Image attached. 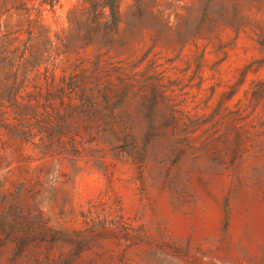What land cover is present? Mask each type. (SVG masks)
I'll return each instance as SVG.
<instances>
[{"label": "rangeland", "instance_id": "374dc122", "mask_svg": "<svg viewBox=\"0 0 264 264\" xmlns=\"http://www.w3.org/2000/svg\"><path fill=\"white\" fill-rule=\"evenodd\" d=\"M75 9L45 6L54 41ZM117 14L103 84H129L134 141L82 131L51 156L0 133V264H264V0ZM80 45L70 63L89 68Z\"/></svg>", "mask_w": 264, "mask_h": 264}, {"label": "trees", "instance_id": "16d2710c", "mask_svg": "<svg viewBox=\"0 0 264 264\" xmlns=\"http://www.w3.org/2000/svg\"><path fill=\"white\" fill-rule=\"evenodd\" d=\"M60 1L0 0V133L49 155H77L82 131L126 146L134 141L123 106L129 84H103V51L120 43L114 38L120 0H79L83 9L70 13V33L54 41L43 12ZM74 37L80 49L96 50L89 68L70 63Z\"/></svg>", "mask_w": 264, "mask_h": 264}]
</instances>
